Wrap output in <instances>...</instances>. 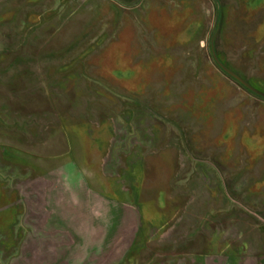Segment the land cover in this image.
Masks as SVG:
<instances>
[{
	"label": "rangeland",
	"instance_id": "374dc122",
	"mask_svg": "<svg viewBox=\"0 0 264 264\" xmlns=\"http://www.w3.org/2000/svg\"><path fill=\"white\" fill-rule=\"evenodd\" d=\"M212 43L264 93V0H0V264H264V97Z\"/></svg>",
	"mask_w": 264,
	"mask_h": 264
},
{
	"label": "water",
	"instance_id": "95a60500",
	"mask_svg": "<svg viewBox=\"0 0 264 264\" xmlns=\"http://www.w3.org/2000/svg\"><path fill=\"white\" fill-rule=\"evenodd\" d=\"M212 52H213V57L215 59V61L217 62V64L226 72L228 73L231 77L235 78L237 81H239L241 84H243L245 87H247L249 90L253 91L254 93H256L259 96L264 97V93L262 91H259L258 89H256L255 87L251 86L249 83L245 82L243 79H241L238 75H236L234 72H232L231 70H229L218 58L216 52H215V48H214V43H212Z\"/></svg>",
	"mask_w": 264,
	"mask_h": 264
},
{
	"label": "trees",
	"instance_id": "16d2710c",
	"mask_svg": "<svg viewBox=\"0 0 264 264\" xmlns=\"http://www.w3.org/2000/svg\"><path fill=\"white\" fill-rule=\"evenodd\" d=\"M215 60V59H214ZM220 60V59H219ZM239 82V81H238ZM198 249L199 248V246L198 245H195L194 247H193V249Z\"/></svg>",
	"mask_w": 264,
	"mask_h": 264
}]
</instances>
